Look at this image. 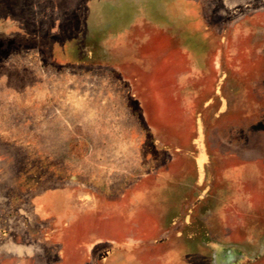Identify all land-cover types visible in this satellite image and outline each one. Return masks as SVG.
<instances>
[{
  "label": "rangeland",
  "instance_id": "rangeland-1",
  "mask_svg": "<svg viewBox=\"0 0 264 264\" xmlns=\"http://www.w3.org/2000/svg\"><path fill=\"white\" fill-rule=\"evenodd\" d=\"M84 2L0 0V264H264V0Z\"/></svg>",
  "mask_w": 264,
  "mask_h": 264
},
{
  "label": "crops",
  "instance_id": "crops-1",
  "mask_svg": "<svg viewBox=\"0 0 264 264\" xmlns=\"http://www.w3.org/2000/svg\"><path fill=\"white\" fill-rule=\"evenodd\" d=\"M151 1L152 0H85L83 6L85 10L84 23L85 25L94 24L115 28L116 30L111 37L112 54L128 57L127 53L132 50L130 48L131 40L128 33L129 28L135 25L148 26L150 20L147 12L151 9H156L158 11L167 10L166 0H162V2L158 4H153ZM140 11L142 12V18L138 15ZM171 65L172 62L167 59L164 69L166 70ZM165 74H167V72H165ZM159 89L161 91L162 89L166 90L170 88L162 84ZM148 90L150 91L152 89L150 88ZM190 90L192 89L190 88ZM191 105H193V103H191ZM110 239L113 241V236H111Z\"/></svg>",
  "mask_w": 264,
  "mask_h": 264
}]
</instances>
